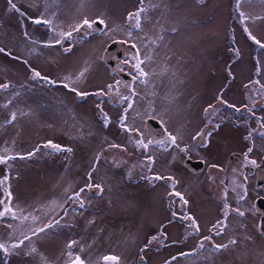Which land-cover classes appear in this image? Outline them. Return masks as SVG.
Segmentation results:
<instances>
[{"label": "rangeland", "instance_id": "374dc122", "mask_svg": "<svg viewBox=\"0 0 264 264\" xmlns=\"http://www.w3.org/2000/svg\"><path fill=\"white\" fill-rule=\"evenodd\" d=\"M235 2L57 0L63 12L57 31H67L85 17L105 21L102 31L103 26L97 23L101 28L74 32L73 39L63 44L71 48L69 52L57 45L44 47L38 55L36 46L15 31L14 18L8 26L0 27L1 41L16 53L27 54L34 66L28 68L21 99L9 105L17 119L11 125H6L3 117L0 121V155L17 157L8 161L7 167L0 164V179L8 176L7 183L0 185V198L7 197L8 188L9 206L18 216L29 219L22 223L9 214L0 218V228L11 224L15 243L23 238L22 233L30 235V228L60 221L47 233L12 249L15 264H66V245L72 239L79 243L71 251L91 264H104L106 255L120 257V264H264V234L255 209V200L264 192L257 187L256 173L250 170L264 156V89L255 83L259 80L264 84V50L244 33ZM27 6L28 16L35 18L36 0H28ZM140 7L147 11L142 14L141 29H135L126 18ZM241 10L264 17L261 0H245ZM28 28L31 35L37 32L30 19ZM44 28L46 35L47 26ZM249 28L264 41V20L249 23ZM55 38V34L45 36L44 43ZM117 40L136 45V50H123L128 52L121 58L114 54L112 61L117 64L112 69L103 56L106 47ZM137 52L140 59L151 56V61L141 65L150 74L148 82L133 79V83L124 84L132 80L127 73L137 75L132 68ZM86 66L85 78L73 86L90 95L80 97L61 82L68 75L75 78ZM35 67L58 86L44 85L45 90L39 91L41 81L32 79L30 71ZM15 68L26 73L23 66L0 55V83L7 79L15 83ZM118 70L126 72H120L122 78ZM108 85L115 88L109 92ZM101 91L108 94L96 95ZM101 108L110 117L107 127ZM125 109L131 131L120 125ZM149 117L165 123L167 119L169 128H174L169 133L178 136L179 147L167 142L168 135L150 138L145 132ZM182 129L189 135H182ZM49 141L72 151L45 147ZM139 141L153 143L145 149ZM157 141H165V147ZM113 143L122 148H110ZM184 148L186 152L181 151ZM232 153L242 156L233 158L228 166ZM149 157L154 159L150 166ZM195 159L220 170L191 173L187 164L201 161ZM156 176L172 177L178 183L173 189L172 181L157 180ZM88 184L93 187L81 194L83 209L67 200L68 194ZM93 190L95 195H91ZM174 191L181 192L189 203L183 205ZM53 200L63 207L52 206ZM225 203L230 206L228 227L222 235H215L213 225L224 218ZM236 208L245 215L231 211ZM189 214L196 219L199 234L192 235L189 221L182 219ZM31 216L37 220L33 222ZM153 236L158 239L152 240ZM204 236H212L216 244H228L230 239L237 243L217 252L205 241V247L199 249L198 242ZM32 247L38 251L28 255ZM194 250L198 252L194 257L181 255Z\"/></svg>", "mask_w": 264, "mask_h": 264}, {"label": "snow or ice", "instance_id": "6c2138e0", "mask_svg": "<svg viewBox=\"0 0 264 264\" xmlns=\"http://www.w3.org/2000/svg\"><path fill=\"white\" fill-rule=\"evenodd\" d=\"M245 0H236L235 2V8L237 10L238 16L240 17V21L241 24L243 25V31L244 33L247 35L248 39L255 44L259 49L264 50V41H261L260 39H258L255 35H253L252 31L249 28V23H253L255 24L257 21H261L264 20V17L261 16H250L247 13H245L244 11L241 10V5L242 3H244ZM250 2V0H249ZM262 3H264V0H261ZM141 3H143V0H141ZM8 4L10 6V9L12 11L18 12L21 16H24L25 13L22 12L20 10V8L16 5V3H14V0H8ZM47 11V2L45 5V12ZM147 11V9L145 7H140L137 11L129 13L127 16V21L129 22L130 26L135 28V29H141L142 27V14L145 13ZM45 12H41L40 15L38 17H29V19L31 20L32 23L36 24V25H44L47 26L48 29L52 32L55 33V40L52 41H47L43 44L44 47H55L57 45H60L63 47L64 41L65 40H71L73 39V33L74 32H79L81 29H93V26L97 23L99 24H105V21L103 19L97 18L95 20H89L87 17L83 18L81 21H79L78 23H75L73 25H71L69 27V29L67 31H57L56 25L54 24V20L52 18H49L48 16L45 15ZM53 16L55 15V13L52 14ZM131 33H129L130 35ZM24 36L25 38H29V34L27 31L24 32ZM161 39L163 37H160ZM33 43H39L37 41H32ZM153 43H155V41H153ZM134 48L136 47V45H132ZM63 51L64 52H69L71 51L70 47H63ZM6 49L4 47H0V53H5ZM8 55H11V53H7ZM235 54L236 56L240 55L239 49L235 50ZM18 59V57H17ZM133 60L135 61L132 64V68L135 70V73L137 75L133 76V79H140L142 83H147L148 82V77H149V73L146 72L144 70V68L141 66L143 64H145L146 61H151V56H147L145 57V59H140L139 58V53L137 52L136 55L133 56ZM25 64H27V60L23 61ZM87 64V62H85ZM259 63V62H258ZM88 67H84L75 78H73L71 75L65 76L63 78V81L61 82V85L65 88V89H69L70 91L76 93L77 96L80 97H84L87 95H90L89 93H85V92H80L76 87H74L73 85H75L78 81H81L85 78V75L88 71ZM30 71L32 72V79H40L43 80L45 83L47 84H52V85H56L58 82L55 80H52L49 77L43 76L39 71L35 70V69H30ZM259 74V72L257 73ZM119 83V81L117 82ZM256 84L260 85L261 89H264V84H260V81L257 80L255 81ZM10 87L9 84L5 83L3 85H0V89H8ZM115 88L114 85H108V91L111 92L113 89ZM108 93H105L104 91L98 92L96 93V95H107ZM119 95V93H117ZM133 94L135 95V93L133 92ZM124 99H131L130 97H124ZM171 102V101H169ZM222 103H227L226 101L221 100ZM229 107H234L233 105H228ZM99 107V105H98ZM132 105L131 103H129L128 108H131ZM211 107V106H210ZM238 111V109H237ZM101 113H102V120L104 122V126L107 127L109 122H110V117L107 115V113L103 112V109L101 108ZM11 119L13 121H15L17 119V114L15 112H13L11 114ZM126 120H127V109H125V113L121 116V121H120V125L121 127L126 130V131H131V129L128 128L127 124H126ZM262 127H264V125H262ZM262 135H264V133H262ZM177 139L178 136L172 133L168 134V143H171L172 145H175L176 147H179V144H177ZM153 143V141H149L148 143H145L144 141H139L138 144L140 147H143L145 149H147L149 147V144ZM160 147H165L166 142L165 141H157L156 142ZM45 147H51L52 149L56 150V151H68L71 152L72 149L71 148H62L61 145L52 143L51 141L48 142L47 145H45ZM110 148H122L121 145H117L115 143L109 145ZM39 149H37L38 151ZM5 152L8 151L7 148L4 149ZM181 151H187L186 148L181 149ZM252 149H249V152H251ZM34 155V153H29L28 156H32ZM247 155V154H246ZM16 156H8V155H0V164H7L9 160H13L16 159ZM97 162H99L100 156L99 154L97 155ZM149 160V166L154 163V159L152 157L148 158ZM252 164H255L256 161L252 160L250 161ZM93 171H95V168H93ZM91 179V173L89 174V180ZM155 179L159 180V179H168L169 181H172V188L175 189L176 187V183H178L177 181H174V179L172 177H161V176H156ZM8 181V176H5L3 179H0V185H4L6 184ZM10 187V186H9ZM93 187V185L88 184L85 185L84 188H81L78 192L72 193V194H68L67 195V200L72 201L74 203H78L79 207L81 209H83L85 207L83 198H82V193H84L86 191V189H91ZM95 187L100 188V185H95ZM5 193L7 198L9 199V201L11 200V192L8 190V188H5ZM65 193H68V189H65ZM176 197L179 198V201L183 204V205H187L189 203V201L183 196V194L179 191H174L173 193ZM241 199H243V197H241ZM0 204H3V209L0 210V218L5 217L7 214H10L11 219L12 220H17L20 219L21 222L23 223V221H26L29 219V216H18L16 212L13 211L12 207L9 206L8 203H4L3 200H0ZM52 206L54 207H63L62 204L58 205L57 202L55 200H53L51 202ZM229 208L230 206L225 203L224 205V218L222 220H219L216 224L213 225V228L216 229L215 231V235H222L224 232V229H226L228 227L226 221L227 218L230 214L229 212ZM232 212L237 213L240 217H243L245 215V213L243 211H241L239 208L236 209H231ZM67 214V213H65ZM175 215V213H174ZM31 219L33 222H35L37 220V217L35 216H31ZM182 219L189 221L187 227L192 229V235H196L199 234L200 232V228L199 225L196 221V219L192 216V215H185L184 217H182ZM91 223V221H90ZM60 221L56 220L55 224H53L51 221H49L48 223H46L44 226L42 227H38V228H30V235L29 234H24L22 233L23 238L22 239H18V242L15 243H11L10 246L6 245L4 242H0V250H3L5 252L9 251V247L11 249H17L20 248L24 242L26 240L30 241L32 239L33 236H37L40 233H47V231L49 229L54 228L55 226L59 225ZM9 228H11V224L7 225ZM262 234H264V232H262ZM161 235L164 236V238L166 239V234L161 233ZM187 238V237H186ZM158 237L153 236L152 240H157ZM152 240L149 241V244L152 242ZM205 241H208L211 244V247L213 249H215L217 252L223 250V249H227L229 247V245H235L237 243V241L235 239H230L228 244H216L213 241L212 236H204L199 242H198V248L199 249H203L205 247ZM78 241L75 239L70 240L66 247L67 249H69V251L67 252V257L68 260L66 261V264H91V261H86L84 260L80 255H75L71 249H73L74 246L78 245ZM147 247V245L145 246ZM81 251H83V248L81 247L80 249ZM145 249H141V251H144ZM37 248L32 247L30 249V252L27 253L28 255H31L33 253H37ZM198 254L197 251H192V252H188V253H182L181 255H186V256H190V257H194ZM104 264H120V257L116 256V255H106L103 258ZM141 259L143 260V257H141ZM173 259H175V257H173ZM166 264H170L169 262H166Z\"/></svg>", "mask_w": 264, "mask_h": 264}, {"label": "flooded vegetation", "instance_id": "af4514ba", "mask_svg": "<svg viewBox=\"0 0 264 264\" xmlns=\"http://www.w3.org/2000/svg\"><path fill=\"white\" fill-rule=\"evenodd\" d=\"M46 2H47V11L45 12ZM14 3H16V5L20 8V10L22 12L25 13V15L21 16L18 12L12 11L10 9L9 4H8V0H0V27L8 26V24L13 22L12 18H14L16 20V22H17V27H16L15 31L18 34H20L21 38H23L25 42H27V43L30 42L31 44L35 45L36 46L35 50L37 49V51H35V53L38 52V55H40L43 52V48H44V46H43L44 41H45L44 37L45 36H52L55 33L50 31L48 29V27H47L46 28L47 34L45 35L44 34V29H45L44 27L45 26L44 25H36L37 26V32H35L34 35H31V33L29 32V28H28V20H29V17H32V16H28V6H27L28 5V0H14ZM34 7H35V15H34L35 17H38L41 12H45L46 16H48L49 18H52L54 20V24L56 25V28H59L60 18L62 17L63 12L59 8L57 0H36V6H34ZM53 13H55L54 16L52 15ZM93 28L95 30L94 26H93ZM103 29H104V24H103V27L101 28L100 31H102ZM25 31L28 32L29 38H25V36H24V32ZM96 31H99V30H96ZM0 37H1V33H0ZM15 37L17 38V35ZM32 41H37L39 43H33ZM113 42L114 41H112L111 43H113ZM0 47H4L6 49V52L5 53H0V55H3L9 61L18 63L19 65L23 66L24 69H26V73L19 72L21 70L18 69V68L14 69V71L12 73L15 74V78H14V82L15 83H11L9 79H7L4 82L0 83V84L7 83V84L10 85V87L8 89H6V90L2 89L3 92H0V121L2 120L1 117H3L4 120L7 121V122H5L6 125H11L12 124V119H11V112H10V106H9L10 102L14 101V100L21 99V96L23 94L21 91H23L26 88V84H27V81H28V73H29L28 68L29 67L33 68L34 66L31 63V60L27 57V54L26 55H21V54L16 53L14 48L7 46V44L5 45L4 41L2 42L1 39H0ZM107 47H106L104 53L106 52ZM38 49H39V51H38ZM9 52L11 53V55L7 54ZM126 52H128V51H124L123 55ZM17 57H18V59H17ZM24 60H27L28 63L25 64L23 62ZM118 61H120V60H118ZM116 64H117V61H116ZM116 64H115L114 68L116 67ZM114 68H112V69H114ZM35 70L40 71L41 68L35 67ZM120 72H125V71L118 70V74ZM127 75L130 76L132 78V80L128 81V82H123V81H121V82H123L124 84L133 83V77L131 75H129L128 73H127ZM38 81H41V85H42L40 87L37 85L38 90L39 89L43 90L44 89L43 88L44 85H51L52 88L55 86V85H52V84H47L43 80H40V79H38ZM124 84H122V85H124ZM57 86H58V84H57ZM6 93H8L9 97H7ZM51 100H53L52 97H51ZM2 103H6V105L3 106ZM2 110H3V113H2ZM151 118L157 120L158 123H159L158 130H154V131L152 130V131L153 132L162 133L160 136H149V134H148L149 130L146 127V131L145 132L152 139L165 137L166 135L169 134L170 130L174 129V128H171V129L169 128L170 127L169 126V121L167 119H165V121H166V123H165L160 118H155V117H149L147 119V121H146V126L148 124V120L151 119ZM182 131H183L182 135H189L187 133V130L182 129ZM132 132L134 133V135H136V133H137L135 131V129H133ZM233 154H235V153H232V155ZM9 155H13V154H9ZM231 156L229 157V159L227 161V165L228 166L232 163V161L230 162ZM241 156L242 155H240L238 153V155H236L234 158H236V157L240 158ZM195 160H201V159H195ZM201 161H203V160H201ZM203 163H204L203 168L197 173H194V171H191L189 168H186V169L189 172L194 173V174L202 173L205 170H208V171L220 170V168L218 166L214 165V164L207 165L204 161H203ZM260 164H257L254 167L253 166L250 167L251 172H255L256 173V177H257V166H259ZM6 167H7V165H6ZM8 170L10 171L9 167H8ZM16 174H17V172H16ZM260 187H261V189H263V192H264V184L262 186H260ZM95 194H96V191L93 190L91 192V195H95ZM260 197L264 198V193H262V195ZM0 200H3L4 203H8V204L10 203V201H9V199L7 197H1ZM2 209H3V204H0V210H2ZM7 215H9V214H7ZM262 216L263 215L260 213V220H261ZM0 242H4L6 245L10 246V244L12 243L11 228H9L7 226L0 228ZM0 264H15V262L13 261V258H12V249L10 247H9V251L8 252L0 250Z\"/></svg>", "mask_w": 264, "mask_h": 264}, {"label": "water", "instance_id": "95a60500", "mask_svg": "<svg viewBox=\"0 0 264 264\" xmlns=\"http://www.w3.org/2000/svg\"><path fill=\"white\" fill-rule=\"evenodd\" d=\"M97 26L99 27V24H95L94 27L97 28ZM100 26H103L102 24H100ZM101 28V27H99ZM132 45V43L126 42V41H122V40H117L114 41L113 43H111L108 47L107 52H105L103 58L105 60V62L110 66V67H114L115 65V60L112 61V58L114 56V54L116 55L117 58H121L123 56L122 51L129 49L132 51L136 50V47L134 48ZM120 78H122V75L119 73L118 75ZM158 126L159 123L157 120L151 118L148 120V126L147 129L149 130L148 134L149 136H160L162 133L160 132H153L154 130H158ZM153 130V131H152ZM236 155H232V157L230 158V161L233 160V158ZM203 162L201 161H190L187 165H189V167L194 171V172H198L200 171L203 167L201 166ZM257 187H260L264 184V157L262 159V162L259 166H257ZM255 208L256 210L261 213L263 216L260 220V231L264 232V198L260 197L258 199H256L255 201Z\"/></svg>", "mask_w": 264, "mask_h": 264}]
</instances>
